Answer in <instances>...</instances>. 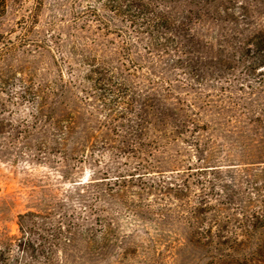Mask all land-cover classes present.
<instances>
[{
	"label": "trees",
	"instance_id": "1",
	"mask_svg": "<svg viewBox=\"0 0 264 264\" xmlns=\"http://www.w3.org/2000/svg\"><path fill=\"white\" fill-rule=\"evenodd\" d=\"M246 1L0 0L20 14L0 31V157L51 165L100 224L49 227L53 197L0 232V264H95L125 218L207 264L262 252L264 10Z\"/></svg>",
	"mask_w": 264,
	"mask_h": 264
},
{
	"label": "rangeland",
	"instance_id": "2",
	"mask_svg": "<svg viewBox=\"0 0 264 264\" xmlns=\"http://www.w3.org/2000/svg\"><path fill=\"white\" fill-rule=\"evenodd\" d=\"M260 1L246 2L264 10V5ZM19 15L13 13L11 9L9 15L0 20V31L11 28ZM213 26L217 30L223 28L228 30L230 23L218 20ZM94 167L82 164L77 169L67 172H72L76 180H86L91 177ZM69 188L70 181L62 179L51 165L25 162L23 159L15 160L14 157L4 154L0 157V232L9 231L12 235L18 234V214L41 208L45 201L52 200L53 197L60 203L55 208V214L46 221L49 227L54 225V228L61 224L67 226L72 221L81 226L93 224L95 229L99 230L100 224L96 223L90 209L84 211L72 199H67ZM66 213L67 218H64ZM241 243L239 252L233 254L231 258L227 257L223 264H264V231L255 241L259 247L262 246V252H255L257 245H250L247 241ZM212 257L206 247L199 245L190 236L179 233L160 235V231H157L155 226L125 218L124 223H121L118 238L109 243L93 262L95 264H207Z\"/></svg>",
	"mask_w": 264,
	"mask_h": 264
}]
</instances>
